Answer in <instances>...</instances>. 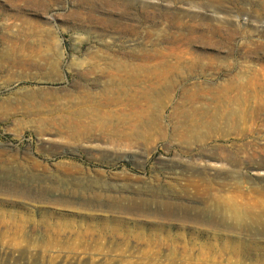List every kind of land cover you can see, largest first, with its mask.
Instances as JSON below:
<instances>
[{"label":"rangeland","instance_id":"374dc122","mask_svg":"<svg viewBox=\"0 0 264 264\" xmlns=\"http://www.w3.org/2000/svg\"><path fill=\"white\" fill-rule=\"evenodd\" d=\"M0 264H264V0H0Z\"/></svg>","mask_w":264,"mask_h":264},{"label":"bare ground","instance_id":"6f19581e","mask_svg":"<svg viewBox=\"0 0 264 264\" xmlns=\"http://www.w3.org/2000/svg\"><path fill=\"white\" fill-rule=\"evenodd\" d=\"M116 103H118V102H116ZM99 105H103V104H99ZM126 106V105H125ZM119 117H121L122 115H124V113L123 114H117ZM197 186V185H196ZM168 205H171L170 203L168 204Z\"/></svg>","mask_w":264,"mask_h":264}]
</instances>
